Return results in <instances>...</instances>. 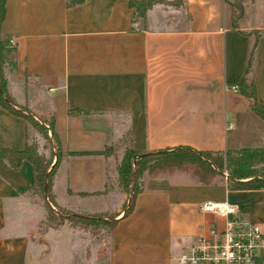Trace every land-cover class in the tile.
<instances>
[{
    "label": "crops",
    "instance_id": "obj_1",
    "mask_svg": "<svg viewBox=\"0 0 264 264\" xmlns=\"http://www.w3.org/2000/svg\"><path fill=\"white\" fill-rule=\"evenodd\" d=\"M232 1L160 0L141 16L130 0H6L2 28L17 62L10 93L37 115H56L64 157L52 181L55 201L75 214L113 213L116 223L106 232L68 222L44 227L33 164L0 163V264H179L198 238L227 227L229 217L201 210L209 200L235 205L232 219L264 231V187L231 189L227 180L207 184L182 171L147 176L125 215L129 193L119 183L105 190L116 156L68 154L104 150L125 136L139 152L264 147V118L231 87L256 40L249 32L259 30L264 107V0H244L238 27ZM28 135L27 119L0 107V148L23 150Z\"/></svg>",
    "mask_w": 264,
    "mask_h": 264
},
{
    "label": "trees",
    "instance_id": "obj_2",
    "mask_svg": "<svg viewBox=\"0 0 264 264\" xmlns=\"http://www.w3.org/2000/svg\"><path fill=\"white\" fill-rule=\"evenodd\" d=\"M87 0H67L69 6L85 3ZM160 0H130V6L135 9L137 15L144 16L146 11ZM232 5V22L238 27V22L244 17L245 7L244 0H233ZM6 16V0H0V107H4L13 113L27 119V122L36 124L46 135L52 136L55 146L58 150L50 159L39 154L37 148L29 144L27 140L26 147L23 150H15L11 148H0V163L6 167L18 168L25 160H29L35 171V186L33 193L40 195L45 200V206L50 219L55 218L54 211L61 210L66 213L72 211L58 206L52 192V181L56 168L64 153L57 132L55 131L56 115L50 112L49 115H40L41 121L36 118V114L29 111L26 107L16 103L14 97L9 90V72L17 67L16 62V45L11 35L4 33L2 25ZM247 33V32H246ZM254 34L256 40L253 42L245 65L241 71L237 84L239 91L251 100L253 110L264 118V107L261 106L257 99V74L256 60L258 36L261 34L259 30L249 32ZM71 112L90 114L79 108L72 109ZM69 155H103L108 158L116 156V148L107 146L100 151H70ZM56 158L54 165L53 161ZM110 164V163H109ZM52 169L49 174V180L46 182V175L50 167ZM117 176L119 185L126 193H130V184L133 182L134 176L137 179L132 194L129 195L126 202L125 215H128L134 209L135 198L137 194L143 190L144 181L138 186V179H143V175L159 176L164 174H172L182 171L191 174L197 181L202 183H214L227 180L231 189H259L264 187V147H243L239 149L227 150H197L190 146H178L174 148H166L155 152H139L131 147L123 154L117 167ZM228 176H225V173ZM146 176V177H147ZM145 179V178H144ZM111 183L105 184V190L109 189ZM55 207V208H54ZM57 208V209H56ZM108 217L106 222L109 228L116 223L115 214L103 213L99 217ZM78 219L94 222L95 216H78ZM255 264H264L262 258H258Z\"/></svg>",
    "mask_w": 264,
    "mask_h": 264
},
{
    "label": "built area",
    "instance_id": "obj_3",
    "mask_svg": "<svg viewBox=\"0 0 264 264\" xmlns=\"http://www.w3.org/2000/svg\"><path fill=\"white\" fill-rule=\"evenodd\" d=\"M239 91L237 83L231 86ZM232 128V124L228 125ZM201 210L229 217L227 227L221 233H215L214 239L198 238L197 243L188 252L178 258L179 264H255L264 249V231L254 221L232 219L237 207L227 202L206 201Z\"/></svg>",
    "mask_w": 264,
    "mask_h": 264
},
{
    "label": "rangeland",
    "instance_id": "obj_4",
    "mask_svg": "<svg viewBox=\"0 0 264 264\" xmlns=\"http://www.w3.org/2000/svg\"><path fill=\"white\" fill-rule=\"evenodd\" d=\"M166 4H180V0H163ZM9 74H11V72H9ZM8 74V77H9ZM37 115V114H36ZM36 118L38 120L41 121V117L38 114L36 116ZM28 142L29 144L34 145L37 148V151L39 152V154L46 156L47 158H51L52 156H54V154H57L58 150L55 146V141L54 138L52 136V132H50V136L46 135V132L43 130H41L36 124L30 122L29 123V135H28ZM116 148V157H113L114 159L111 160L110 162V170H109V181L111 183H119L118 182V177H117V172H116V166L118 165V163L120 162L123 154L126 152V150L129 149V140H128V136H125L120 144H116L114 146ZM56 163V158L53 161L54 165ZM52 169V166L50 167V169L47 172L46 175V182H48L49 180V174L50 171ZM147 176V174L145 173L143 175V179H138V186L139 184H141V182L144 181V178ZM225 176H228V173H225ZM137 179L134 176L133 178V182H131L129 188H130V194H132L135 186L137 185ZM55 208V207H54ZM57 209V208H56ZM55 218L50 219L48 217V219L45 221L44 227H48V226H59L62 225L65 222H68L72 225L75 226H81V227H86L89 229H95V230H99L100 232H106L108 230V225L106 224V221L108 220V217L104 216V217H99V215H96L95 218H97L94 222L92 221H85V224H83L82 222L83 219H78V216H86V215H81V214H75L73 212L71 213H66L63 212L61 210L58 211H54Z\"/></svg>",
    "mask_w": 264,
    "mask_h": 264
}]
</instances>
